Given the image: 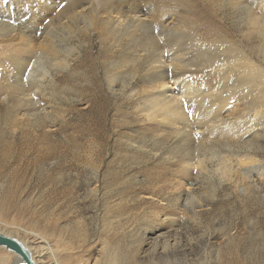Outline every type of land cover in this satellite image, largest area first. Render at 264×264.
I'll list each match as a JSON object with an SVG mask.
<instances>
[{
	"label": "rangeland",
	"instance_id": "1",
	"mask_svg": "<svg viewBox=\"0 0 264 264\" xmlns=\"http://www.w3.org/2000/svg\"><path fill=\"white\" fill-rule=\"evenodd\" d=\"M75 3L0 0V18L34 27L31 39L0 33V102L16 59L42 53L54 77L26 87L30 100L10 92L15 109L0 111V233L36 264H264V98H232L209 63L229 42L264 65L244 8L264 22V0H138L146 20L171 29L154 36ZM191 90L231 103L221 125L179 140L182 126L149 119L150 101L170 95L191 118ZM0 258L17 261L1 247Z\"/></svg>",
	"mask_w": 264,
	"mask_h": 264
},
{
	"label": "bare ground",
	"instance_id": "2",
	"mask_svg": "<svg viewBox=\"0 0 264 264\" xmlns=\"http://www.w3.org/2000/svg\"><path fill=\"white\" fill-rule=\"evenodd\" d=\"M65 1L69 2V4H72V6L74 5L72 11L76 12V9L78 7L80 8V5H78V3H75L76 0ZM88 1L92 2V7L96 15L106 16V20L111 22L117 30L123 32L124 34L130 35L135 32L142 33L143 31L151 32L152 36L155 35L153 31H159L162 34H171V29L169 28V25L165 24V22L153 19L146 20V18H144L145 15L142 14L143 11L137 3L138 0ZM43 6H45L43 8L45 11H48L51 8V4L48 3H43ZM244 8L247 9L248 18L250 19L251 24L254 27L257 26V28H261V38L264 39V22H261L257 16H254L252 14L250 6L245 5ZM76 15H78V13ZM33 28L34 27L28 29L27 26L22 25L21 22H18L17 19L13 17L0 18V33L12 32L26 34L27 37L31 39L32 37L29 34L33 33ZM148 44L153 52L157 51V49H155L157 48V44H155L153 40H149ZM202 48V44H198L196 50L197 53L199 52L204 54L205 51L202 50ZM221 52L222 55L220 56L224 55L221 60H219L218 62L216 60H210L209 63L213 67L217 66V75L220 79L222 78V84L230 88L229 95L234 94L232 98H236L237 101L245 99L257 100L264 98V65L254 60V58L252 57V50L248 51L241 48L235 49L232 45L229 44V42H225V45H223L221 48ZM69 54H71V52H69ZM160 54L161 52L158 53L159 56ZM43 57L44 54L41 53L34 59H32L33 57H27L24 60L16 59L18 68L16 70V73L12 77L13 82L6 84V89L4 90V99L3 102H0V111L10 113L15 109L16 105H13L14 102L11 101L13 100V96L11 95V93L16 94L17 98L18 96H22L20 100H30L35 97L34 95L37 94L36 92H32L30 94L25 93L26 87L38 86L39 88H41L44 80L47 79V77H50L51 80L54 81L52 73L53 70L45 67V65L43 64ZM196 58L199 59L200 57L198 58V56H196ZM172 60L178 61L183 66L184 60L173 58ZM153 62L154 63L152 64V68L161 67V64H158V59H155ZM57 65L61 64L58 63ZM67 67H69V64L67 60H65L63 69ZM179 69L181 70L182 68H178L176 70ZM189 94L193 95V100L195 99L194 101L198 104L193 109V115L191 114L192 119L186 117L188 113L185 112L183 106L175 104L170 95L165 97L164 99L154 98L150 101L151 106L149 107V109L151 110V113L149 114V119L156 123H159L161 121L170 128H178V126H182V129L178 132L179 140L188 133L190 134L193 130L197 131L198 133H204L208 128L214 125L216 126L218 124H222V108L224 106L230 105L231 102L229 101V99L231 96L228 98H218L215 94H194L193 90H191ZM31 109L36 111L37 105H32ZM31 116L35 115L31 114ZM191 120H193V123H191ZM178 141H176V143ZM198 159V165L201 167V169L208 171V156L206 154H201L198 155ZM221 162H223L226 166L228 164V160H226L225 158H222ZM24 245L28 248L27 244ZM41 253H43V251H41ZM16 258L17 261L14 264H23L22 260L18 256H16ZM33 259L35 261L34 257ZM5 261V258H0V264H3ZM113 264L120 263L116 261Z\"/></svg>",
	"mask_w": 264,
	"mask_h": 264
},
{
	"label": "water",
	"instance_id": "3",
	"mask_svg": "<svg viewBox=\"0 0 264 264\" xmlns=\"http://www.w3.org/2000/svg\"><path fill=\"white\" fill-rule=\"evenodd\" d=\"M0 247L18 256L23 264H36L31 250L14 237L0 233Z\"/></svg>",
	"mask_w": 264,
	"mask_h": 264
}]
</instances>
